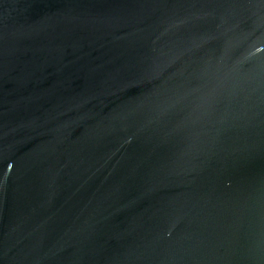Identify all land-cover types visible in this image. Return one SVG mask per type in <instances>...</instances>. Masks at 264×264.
Returning a JSON list of instances; mask_svg holds the SVG:
<instances>
[{"label": "water", "instance_id": "1", "mask_svg": "<svg viewBox=\"0 0 264 264\" xmlns=\"http://www.w3.org/2000/svg\"><path fill=\"white\" fill-rule=\"evenodd\" d=\"M0 264H264V0H0Z\"/></svg>", "mask_w": 264, "mask_h": 264}]
</instances>
